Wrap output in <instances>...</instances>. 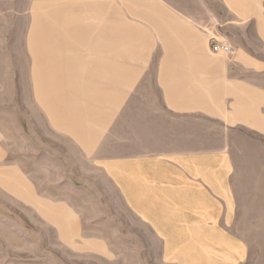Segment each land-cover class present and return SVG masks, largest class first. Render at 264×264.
<instances>
[{
	"label": "crops",
	"instance_id": "obj_1",
	"mask_svg": "<svg viewBox=\"0 0 264 264\" xmlns=\"http://www.w3.org/2000/svg\"><path fill=\"white\" fill-rule=\"evenodd\" d=\"M104 1L89 40L38 47L49 50L33 68L46 134L27 157L59 179L47 193L18 152L5 162L0 126V194L77 254L246 264L244 234L264 224L249 147L264 142V0Z\"/></svg>",
	"mask_w": 264,
	"mask_h": 264
},
{
	"label": "rangeland",
	"instance_id": "obj_2",
	"mask_svg": "<svg viewBox=\"0 0 264 264\" xmlns=\"http://www.w3.org/2000/svg\"><path fill=\"white\" fill-rule=\"evenodd\" d=\"M98 1L100 7L106 8L104 0H0V126L5 135V162L10 163L18 152L25 168L40 174L36 179L47 193L50 190L46 180L59 179L56 169L38 168L27 157L30 142L35 140L37 144L35 136L46 134L45 121L34 97L33 68L35 63L48 58L49 50L38 47L64 37L75 40L77 31L83 32V40H89L91 14L98 8ZM84 53L87 55L90 50L85 48ZM50 136L48 133L47 137ZM52 145L63 147L59 140ZM249 147L253 148L251 156L255 159L251 168L260 174L259 186L263 188L264 142ZM248 165L246 161L245 168ZM83 211L92 213V209ZM254 228L260 231L244 234L249 247L246 264H264V224L256 223ZM119 250L120 256L110 261L107 257L66 249L31 210L18 207L5 194H0V264H124Z\"/></svg>",
	"mask_w": 264,
	"mask_h": 264
},
{
	"label": "built area",
	"instance_id": "obj_3",
	"mask_svg": "<svg viewBox=\"0 0 264 264\" xmlns=\"http://www.w3.org/2000/svg\"><path fill=\"white\" fill-rule=\"evenodd\" d=\"M213 52H225L230 53L232 51V48L227 43H220L219 41H214L212 46Z\"/></svg>",
	"mask_w": 264,
	"mask_h": 264
}]
</instances>
